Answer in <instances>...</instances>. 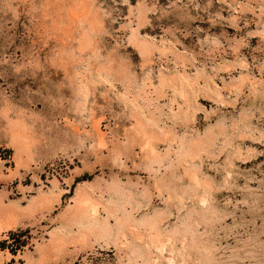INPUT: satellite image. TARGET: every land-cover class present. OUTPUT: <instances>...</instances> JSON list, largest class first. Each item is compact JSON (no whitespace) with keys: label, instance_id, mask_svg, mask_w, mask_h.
Masks as SVG:
<instances>
[{"label":"rangeland","instance_id":"1","mask_svg":"<svg viewBox=\"0 0 264 264\" xmlns=\"http://www.w3.org/2000/svg\"><path fill=\"white\" fill-rule=\"evenodd\" d=\"M0 264H264V0H0Z\"/></svg>","mask_w":264,"mask_h":264}]
</instances>
